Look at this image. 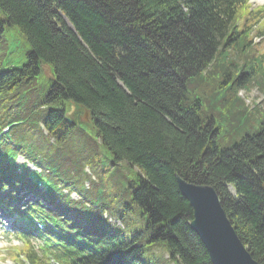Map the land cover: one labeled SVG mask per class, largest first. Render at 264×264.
I'll return each instance as SVG.
<instances>
[{
	"label": "trees",
	"instance_id": "obj_1",
	"mask_svg": "<svg viewBox=\"0 0 264 264\" xmlns=\"http://www.w3.org/2000/svg\"><path fill=\"white\" fill-rule=\"evenodd\" d=\"M249 7L0 0V135L11 126L0 137V176L31 190L26 165L17 176L13 162L35 165L50 204L37 213L56 229L40 255L28 243L20 250L29 264H47L45 255L60 264H212L177 178L212 188L264 264V116L238 95L264 93Z\"/></svg>",
	"mask_w": 264,
	"mask_h": 264
},
{
	"label": "water",
	"instance_id": "obj_2",
	"mask_svg": "<svg viewBox=\"0 0 264 264\" xmlns=\"http://www.w3.org/2000/svg\"><path fill=\"white\" fill-rule=\"evenodd\" d=\"M177 184L192 210L189 226L204 246L211 263L257 264L235 234L215 191L208 186L187 184L179 178Z\"/></svg>",
	"mask_w": 264,
	"mask_h": 264
},
{
	"label": "rangeland",
	"instance_id": "obj_3",
	"mask_svg": "<svg viewBox=\"0 0 264 264\" xmlns=\"http://www.w3.org/2000/svg\"><path fill=\"white\" fill-rule=\"evenodd\" d=\"M251 2H252V5L254 7L264 5V0H251ZM248 39H250V38L248 37ZM255 42H259V40H255ZM261 47H264V44ZM261 47L259 45H256V46L252 47V51L254 52V58L259 57L260 54L262 55L261 57L264 58V49H261ZM261 68L264 69V59L261 62ZM242 91L243 92H240L239 95L241 97L245 98V103L249 107L252 106V103H254L256 105L259 104V109L262 110L261 113L264 116V103H263V101H264V93L259 92L255 87L250 88V89L245 88ZM73 111H74V109H71L70 113L73 112ZM252 116H254V118ZM251 117L253 119V120L251 119V125L253 126V128H256L255 130H258L259 127L257 126V124L261 122V119L257 118V113L256 112L255 113L252 112ZM249 134H252V133H249ZM17 162L21 163L22 160L19 158L17 160ZM29 169L33 170V167L29 166ZM72 199H76V196L74 194L72 195ZM8 221L11 222L10 219L5 220L3 217H0V223H1L0 229L2 231H4V232L5 231H9L11 229V226L8 225V223H7ZM33 243H34V245H38L35 242H33ZM16 245L21 246V243L19 241L15 240V239H12L10 241L9 240H4V242H0V248L1 247H13V246H16ZM159 255L161 257H163L164 256V250H161L159 252ZM2 258L3 257L0 256V264H11L6 259H2Z\"/></svg>",
	"mask_w": 264,
	"mask_h": 264
},
{
	"label": "bare ground",
	"instance_id": "obj_4",
	"mask_svg": "<svg viewBox=\"0 0 264 264\" xmlns=\"http://www.w3.org/2000/svg\"><path fill=\"white\" fill-rule=\"evenodd\" d=\"M73 109V108H72Z\"/></svg>",
	"mask_w": 264,
	"mask_h": 264
}]
</instances>
